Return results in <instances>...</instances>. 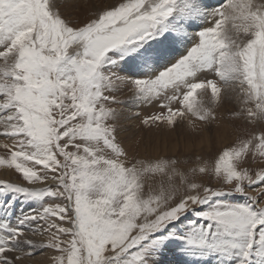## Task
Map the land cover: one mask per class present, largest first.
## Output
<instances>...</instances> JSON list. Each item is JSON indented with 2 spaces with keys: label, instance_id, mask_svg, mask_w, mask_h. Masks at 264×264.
I'll list each match as a JSON object with an SVG mask.
<instances>
[{
  "label": "snow or ice",
  "instance_id": "6c2138e0",
  "mask_svg": "<svg viewBox=\"0 0 264 264\" xmlns=\"http://www.w3.org/2000/svg\"><path fill=\"white\" fill-rule=\"evenodd\" d=\"M62 3L0 0V165L21 177L0 179V264H264V128L184 171L130 156L112 107L194 126L231 93L234 119L264 121V0Z\"/></svg>",
  "mask_w": 264,
  "mask_h": 264
},
{
  "label": "rangeland",
  "instance_id": "374dc122",
  "mask_svg": "<svg viewBox=\"0 0 264 264\" xmlns=\"http://www.w3.org/2000/svg\"><path fill=\"white\" fill-rule=\"evenodd\" d=\"M109 2L110 0H88V2L85 0H63L61 10L74 20H84L94 13L98 6ZM114 95L123 100L130 93L128 87L122 86ZM129 106L131 105H112L119 112L117 120L121 129L119 136L129 155L143 159L159 157L176 160L178 162L177 167L184 171L195 166L198 163V157L203 160L213 159L224 147L231 145L238 136L244 135L247 131H251L252 128H264V121L256 125H249L242 119H234L231 116L232 111L237 109L234 97L232 101L224 99L217 105L215 108V120L210 122L194 120V126H189L186 120L179 121L174 126H168L163 123L146 126L141 123L145 115L162 111L158 106V102L151 105H134V108L126 109ZM125 111L127 113L131 111L128 113V116H130L129 122H127L125 117ZM134 112L141 113L139 118L131 115ZM3 143H11V141L6 137L0 136V144ZM6 154V150L0 147V156H5ZM262 163L264 161L257 159L255 162H251L250 166L256 169ZM0 170L9 171L8 174H2L3 177L0 179L9 181H19L21 179L19 173L15 172L14 169L7 168L5 165H0ZM161 180L162 177L159 174L149 175L146 178V189L147 185H151L154 190H159ZM212 182L215 183L214 178H212ZM249 192L252 195H256L255 189H249ZM260 199L264 202V196H261ZM31 238L37 241L42 239L39 236ZM42 254L47 256L42 258L39 256ZM52 255L54 253L50 249L37 250L33 256L25 258L21 264H50Z\"/></svg>",
  "mask_w": 264,
  "mask_h": 264
},
{
  "label": "bare ground",
  "instance_id": "6f19581e",
  "mask_svg": "<svg viewBox=\"0 0 264 264\" xmlns=\"http://www.w3.org/2000/svg\"><path fill=\"white\" fill-rule=\"evenodd\" d=\"M86 2H88V0H85ZM91 3H92V1H91ZM94 7V6H93ZM230 94V95H229ZM228 95H226L225 96V99H227L228 101H232V98L231 99H229V97L231 96V93H229ZM228 96V97H227ZM137 106V105H136ZM130 107H133L134 108V105H131V106H129V107H126V109H130ZM132 110V109H131ZM133 111V110H132ZM138 111V110H137ZM126 112V119H127V122H129V119H130V116H128V113H130L131 111H129L128 113H127V111H125ZM125 119V120H126ZM9 173V171L7 172L6 170H0V178L1 177H3V175L4 174H8ZM3 174V175H2ZM7 178V177H6ZM9 178V177H8ZM40 257H42V258H44L45 256H47V255H44V254H42V255H39ZM35 259H36V257H35ZM38 259V258H37ZM47 259V258H46ZM39 260V259H38ZM27 261V260H26ZM32 261V260H31ZM25 262V261H24ZM31 263V262H30ZM23 264V263H22Z\"/></svg>",
  "mask_w": 264,
  "mask_h": 264
},
{
  "label": "crops",
  "instance_id": "0c3cea01",
  "mask_svg": "<svg viewBox=\"0 0 264 264\" xmlns=\"http://www.w3.org/2000/svg\"><path fill=\"white\" fill-rule=\"evenodd\" d=\"M140 113V112H139ZM141 114V113H140ZM140 116V115H139ZM139 116H138V118H139Z\"/></svg>",
  "mask_w": 264,
  "mask_h": 264
}]
</instances>
